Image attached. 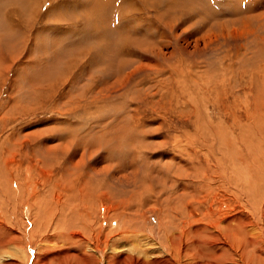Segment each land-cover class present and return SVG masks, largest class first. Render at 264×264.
<instances>
[{
    "label": "rangeland",
    "instance_id": "obj_1",
    "mask_svg": "<svg viewBox=\"0 0 264 264\" xmlns=\"http://www.w3.org/2000/svg\"><path fill=\"white\" fill-rule=\"evenodd\" d=\"M263 84L264 0H0V254L63 251L55 197L81 188L158 236Z\"/></svg>",
    "mask_w": 264,
    "mask_h": 264
},
{
    "label": "bare ground",
    "instance_id": "obj_2",
    "mask_svg": "<svg viewBox=\"0 0 264 264\" xmlns=\"http://www.w3.org/2000/svg\"><path fill=\"white\" fill-rule=\"evenodd\" d=\"M99 7L96 17L103 11ZM258 95L246 116L249 122L253 119L252 127L217 128L212 137L214 151L209 150L206 162L211 172L190 180L201 188L187 192L189 198L182 205H171L167 220L162 215L158 236L146 228L142 232L139 222L126 220L121 225V216L112 214L119 206L109 202L110 194L99 198L97 213L80 211V204L84 206L92 198V191L81 188L83 202L72 210V205H66L70 196L66 201L59 194L54 196V204L64 215L53 222V233L45 236L63 242V251L50 258L42 244H37L34 255L29 256L30 242L27 246L11 244L13 252L0 254V264H29L30 260L31 264H264V94ZM93 215L99 219L98 228L92 223ZM115 222L118 227L103 230ZM50 225L37 218L27 234L35 239Z\"/></svg>",
    "mask_w": 264,
    "mask_h": 264
}]
</instances>
